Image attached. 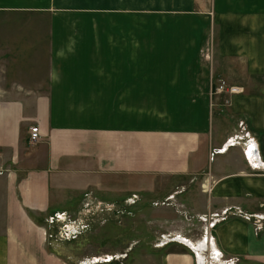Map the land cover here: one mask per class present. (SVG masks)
<instances>
[{"label":"crops","instance_id":"1","mask_svg":"<svg viewBox=\"0 0 264 264\" xmlns=\"http://www.w3.org/2000/svg\"><path fill=\"white\" fill-rule=\"evenodd\" d=\"M222 79L264 161V0H0V264H67L53 195L124 176L201 177L192 213L232 208L216 248L264 264V168L217 152L240 132L214 125ZM206 226L177 232L201 249ZM196 257L176 244L141 264Z\"/></svg>","mask_w":264,"mask_h":264},{"label":"rangeland","instance_id":"2","mask_svg":"<svg viewBox=\"0 0 264 264\" xmlns=\"http://www.w3.org/2000/svg\"><path fill=\"white\" fill-rule=\"evenodd\" d=\"M242 91L243 88L235 93H218L221 96L214 102H221V105L214 107L213 111L217 113L214 118L216 128L233 130L238 126L240 129V132L229 137L232 143L224 152L240 146L245 156L255 137L248 130L246 121L238 120V116L233 115L227 105L228 97ZM201 179L189 176H124L116 180L95 182L83 190H61L53 195L52 204L69 211L68 217L61 224L63 234L67 236L65 230L68 229V221L78 224L79 229L77 234L72 235L75 239L64 245L57 244L55 252L67 264H141L149 261L154 251L169 250L176 244L192 250L189 245L194 244L190 238L177 231L186 227L188 233H196L198 222L206 223L189 209L191 194L197 192V197L199 190L209 189L207 182ZM65 183L62 181L63 185ZM56 219L63 220L59 216L52 218V223L57 224ZM224 220L218 221L214 228ZM208 226V238H211L213 235ZM205 230L202 231L201 242L204 241ZM177 238L189 239V245ZM213 253L217 251L214 249ZM240 262L239 258L238 264Z\"/></svg>","mask_w":264,"mask_h":264},{"label":"built area","instance_id":"3","mask_svg":"<svg viewBox=\"0 0 264 264\" xmlns=\"http://www.w3.org/2000/svg\"><path fill=\"white\" fill-rule=\"evenodd\" d=\"M241 90H242V88L237 87V86H233V85L229 84L225 79H222L218 82V84L215 87V89L213 90L212 94H218V93H222V92L235 93V92H238ZM40 138H41L40 127L39 126H32L30 128V141L32 143H35V142L39 141ZM231 143H232V141L229 138L228 141L222 146V148H219L217 150V152L226 151V149L231 145ZM248 151L249 152L246 151V154H247L246 157L250 163V166L252 168H255V169L264 168V161L261 159L260 154H256L257 151L254 150V147L253 146L250 147V145H249ZM236 209L239 210V213H241L240 208H236ZM231 210H232L231 207H226L221 212H216V213H212V214H204V215L202 214V215H200V217L203 221H205L206 223H209V226H208V224H207V226L210 227L212 230L216 226V223L218 221L228 218ZM245 217L247 219L251 218V216H249V215H246ZM254 217H257V218L264 220V214H260V215L257 214V215H254ZM257 228H260V227H257ZM205 231H206L205 232L206 234H205L204 238L206 241L207 235H208V228H206ZM67 233H69V232H67ZM184 239L188 240L190 242L189 239H187V238H184ZM184 239H178V240L181 241L182 243L186 244V245H189ZM212 239H214V237H212ZM189 246L195 251V254L197 256V264H238L239 258H237V257L226 258L224 256V257H222V260H221L220 256H218V253L206 255L205 247L202 248L201 250H197L192 245H189ZM198 251H200L201 256L199 255ZM100 260L103 261V259H100Z\"/></svg>","mask_w":264,"mask_h":264},{"label":"bare ground","instance_id":"4","mask_svg":"<svg viewBox=\"0 0 264 264\" xmlns=\"http://www.w3.org/2000/svg\"><path fill=\"white\" fill-rule=\"evenodd\" d=\"M62 218H63V216H62ZM63 220H65V219H63ZM75 233L74 232H72V231H70L69 232V234H67V236L68 237H71V238H74V236H72V235H74ZM182 238V237H181ZM185 240V239H184ZM186 242H188V240H185Z\"/></svg>","mask_w":264,"mask_h":264}]
</instances>
